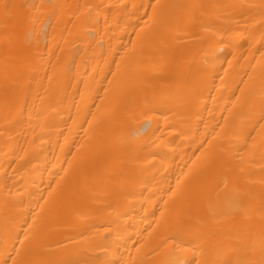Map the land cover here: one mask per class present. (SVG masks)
<instances>
[{
    "label": "bare ground",
    "instance_id": "bare-ground-1",
    "mask_svg": "<svg viewBox=\"0 0 264 264\" xmlns=\"http://www.w3.org/2000/svg\"><path fill=\"white\" fill-rule=\"evenodd\" d=\"M264 264V0H0V264Z\"/></svg>",
    "mask_w": 264,
    "mask_h": 264
},
{
    "label": "snow or ice",
    "instance_id": "snow-or-ice-1",
    "mask_svg": "<svg viewBox=\"0 0 264 264\" xmlns=\"http://www.w3.org/2000/svg\"><path fill=\"white\" fill-rule=\"evenodd\" d=\"M13 264H15V261L13 262Z\"/></svg>",
    "mask_w": 264,
    "mask_h": 264
}]
</instances>
